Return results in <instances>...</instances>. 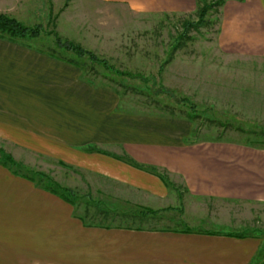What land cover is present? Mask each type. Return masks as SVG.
I'll return each instance as SVG.
<instances>
[{
  "label": "crops",
  "instance_id": "0c3cea01",
  "mask_svg": "<svg viewBox=\"0 0 264 264\" xmlns=\"http://www.w3.org/2000/svg\"><path fill=\"white\" fill-rule=\"evenodd\" d=\"M104 1L175 16L198 6ZM217 9L216 58L262 69L264 0H223ZM192 128L187 120L135 113L117 91L91 85L71 61L0 39V146L16 162L51 163L57 177L77 174L85 182L83 188L62 182L61 197L0 163V264H264L259 237L213 223L190 226L185 216L264 205V147L193 138ZM90 194L111 212L137 211L152 224L87 223L79 206ZM204 200L215 208H203ZM165 217L173 227L162 226Z\"/></svg>",
  "mask_w": 264,
  "mask_h": 264
},
{
  "label": "rangeland",
  "instance_id": "374dc122",
  "mask_svg": "<svg viewBox=\"0 0 264 264\" xmlns=\"http://www.w3.org/2000/svg\"><path fill=\"white\" fill-rule=\"evenodd\" d=\"M216 1L203 0L210 7L200 23V3L195 13L175 16L134 12L124 4L104 0H0V14L24 26H41L36 38L13 42L71 61L91 85L117 91L135 113L190 121L193 138L240 139L264 147V67L216 58L211 47L219 25ZM55 38L89 51L111 70L57 47ZM6 149L0 146V162L9 157L12 164L5 165L41 187L57 188L62 182L71 187L85 185L77 174L65 179L52 174L54 164L16 162ZM92 197L79 206L80 213L85 209L87 223L152 224L137 211L130 214L133 217L129 212H111ZM72 201L78 203L77 196ZM209 204L204 200L202 207L215 208ZM224 208L207 216L205 209L187 211V223L202 228L217 224L240 235L259 237L264 246V205ZM165 219L162 226L173 227V218Z\"/></svg>",
  "mask_w": 264,
  "mask_h": 264
},
{
  "label": "trees",
  "instance_id": "16d2710c",
  "mask_svg": "<svg viewBox=\"0 0 264 264\" xmlns=\"http://www.w3.org/2000/svg\"><path fill=\"white\" fill-rule=\"evenodd\" d=\"M196 1H197V4L198 3L201 4L200 8L197 11V23H200L202 22L206 14V11L210 7V5L204 4L203 0H196ZM222 1L223 0H217L214 3V6L218 7ZM41 33H42V29H41V26L39 25H34L32 27L24 26L18 23L17 21H15L13 18L0 14V39H4L7 41H11V42L15 39L17 40L33 39L39 36ZM55 44L57 45V47H61L68 52H72L76 56H79V57L86 56L91 62L99 64L107 70H111L109 69V67H107V64H105L104 60L97 58L94 54L90 53L89 51L83 50L82 48L72 45L71 43L67 41H63L60 43V40L58 38H55ZM180 101L184 102L185 100L180 99ZM3 159L4 160L0 162L3 165L7 163L12 164L9 157L4 156ZM51 191L54 194H57L61 197L63 196L62 192H57L56 188H52ZM67 194H69V192ZM145 213L154 214L156 212L146 210ZM185 232H188V230H185Z\"/></svg>",
  "mask_w": 264,
  "mask_h": 264
}]
</instances>
